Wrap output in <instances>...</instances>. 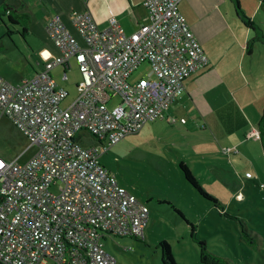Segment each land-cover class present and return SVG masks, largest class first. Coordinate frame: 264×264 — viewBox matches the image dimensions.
Wrapping results in <instances>:
<instances>
[{"label":"built area","instance_id":"built-area-1","mask_svg":"<svg viewBox=\"0 0 264 264\" xmlns=\"http://www.w3.org/2000/svg\"><path fill=\"white\" fill-rule=\"evenodd\" d=\"M181 0H144L147 20L127 32L116 15L101 27L91 10L73 13L83 46L59 15L47 26L59 54L31 78H0L1 116L9 117L37 148L27 162L0 156V259L5 264H118L105 235L140 236L149 206L101 163L89 132L115 144L163 117L185 90L186 78L209 64L202 43L180 10ZM83 79L78 97L51 75L72 59ZM143 63L148 77L131 80ZM120 103L110 106L114 96ZM176 121V120H175ZM261 138L260 130L248 134ZM232 148H226L230 152Z\"/></svg>","mask_w":264,"mask_h":264},{"label":"rangeland","instance_id":"rangeland-1","mask_svg":"<svg viewBox=\"0 0 264 264\" xmlns=\"http://www.w3.org/2000/svg\"><path fill=\"white\" fill-rule=\"evenodd\" d=\"M241 6L254 27L243 22L247 19L244 13L239 16L235 11L230 25L212 28L203 35L204 40L198 37L210 63L201 82L194 83L193 100L184 90L163 118L148 121L139 132L129 133L115 144H102L89 132L81 142L84 147H98L101 163L150 208L145 232L138 238H104L106 250L118 264H164L163 240L172 244L178 264H207L201 260L200 239L225 264H264L263 142L245 137V128L219 139L205 119L208 112L236 96L248 115L258 117V126L264 114V5L259 13H254L247 0ZM18 12L25 13L23 7ZM24 15L20 23L7 15L5 21L0 20V78L12 83L35 76L56 56L40 50L41 39L24 29L31 22ZM81 44L86 45L84 38ZM72 65L69 79L64 78L63 65L51 70L69 92L61 103L63 108L78 97L77 85L83 79L75 58ZM150 71L151 66L143 63L131 80L148 77ZM121 101L114 96L110 106ZM194 111L196 117L197 113L191 114ZM226 148L232 151L226 152ZM36 150L9 117H0L1 157L27 162ZM182 162L219 204L187 180Z\"/></svg>","mask_w":264,"mask_h":264},{"label":"crops","instance_id":"crops-1","mask_svg":"<svg viewBox=\"0 0 264 264\" xmlns=\"http://www.w3.org/2000/svg\"><path fill=\"white\" fill-rule=\"evenodd\" d=\"M239 1L241 4L243 0ZM247 1L253 4L254 13H259L264 5V0ZM10 4L18 11L23 7L25 13L20 12V14L31 17L28 30L41 39L43 45L40 50L45 52L46 56L59 54V48L52 41L47 29L49 21L56 15L60 16L62 21L68 26L80 43L83 37L73 22V13L75 11L81 12L86 9L91 10L101 27H107L109 18L114 14L127 32L136 31L141 24L147 20L149 15L148 9L144 5V0H14L10 2ZM179 7L196 36L200 37L202 40H204L205 37L203 35H207V31L212 28L230 25L231 18L236 11L234 0H181ZM34 9L35 12L33 11ZM243 9L245 10V8ZM205 75L203 68L194 71L186 78L185 90H188L192 100L194 99L192 95L194 83L196 81L201 82ZM262 89L264 90V86ZM236 98L235 100L241 107L242 105L239 98L237 96ZM184 103H186V101H184ZM186 105L188 104L186 103ZM241 108L245 112V109L243 107ZM215 111L216 110L213 109L208 112L205 119H208V116ZM195 113L197 112H191V114ZM200 113L203 115L202 111ZM245 114L250 122V125L245 127V129H247L245 131V137H248L251 131L258 130V117L254 118L246 112ZM197 115L198 113L194 117ZM256 120L257 124L255 123ZM206 126L205 124V127ZM259 140H261V138H259ZM237 143H241V140Z\"/></svg>","mask_w":264,"mask_h":264},{"label":"trees","instance_id":"trees-1","mask_svg":"<svg viewBox=\"0 0 264 264\" xmlns=\"http://www.w3.org/2000/svg\"><path fill=\"white\" fill-rule=\"evenodd\" d=\"M234 2L236 5V11L238 15L240 16L242 13H244L245 17L247 18V19H242L243 22L250 25L251 27H254L255 22L248 21V19L250 18L247 17L243 7L240 4V1L234 0ZM5 15H7L9 19L14 23H20L21 18H23V15L20 14L18 10L15 9L8 1L5 2L0 7V20H4ZM24 29L27 31L28 27H25ZM263 39H264V35H263ZM207 121L208 124L211 126V128L214 130L216 136L220 139L250 125L247 115L245 114V112L243 111V109L240 107L239 103L236 100H231L227 102L225 105L219 107L215 112H213L208 116ZM258 129L260 130L261 140L264 146V114L259 121ZM101 143L103 144L102 141ZM181 167L184 170L185 177L187 178L188 181L194 184V186H196L204 195L214 199L217 202V204H219L217 198H215L212 194H209L206 188L199 182L197 176L193 173V170L185 162L181 163ZM193 229H194L193 232H195L196 226H193ZM108 236L110 235H105L103 237V241L104 238H107ZM112 236L135 237V238L139 237V236H121V235H112ZM199 241L202 245V250H201L202 262L207 264H225L219 256L215 255L214 253L208 250L207 241L205 239H200ZM161 246L163 253L162 260L164 264H178L174 255L172 244L168 240H163L161 242ZM0 264H5V263L0 259Z\"/></svg>","mask_w":264,"mask_h":264},{"label":"water","instance_id":"water-1","mask_svg":"<svg viewBox=\"0 0 264 264\" xmlns=\"http://www.w3.org/2000/svg\"><path fill=\"white\" fill-rule=\"evenodd\" d=\"M8 0H0V7L5 3L7 2Z\"/></svg>","mask_w":264,"mask_h":264}]
</instances>
